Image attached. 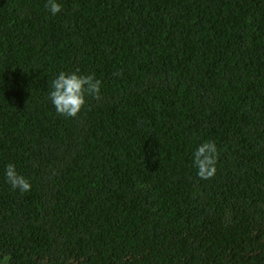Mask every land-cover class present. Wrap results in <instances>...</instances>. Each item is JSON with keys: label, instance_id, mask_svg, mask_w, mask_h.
Masks as SVG:
<instances>
[{"label": "trees", "instance_id": "16d2710c", "mask_svg": "<svg viewBox=\"0 0 264 264\" xmlns=\"http://www.w3.org/2000/svg\"><path fill=\"white\" fill-rule=\"evenodd\" d=\"M59 2L0 0V264H264V0ZM77 69L101 95L65 118Z\"/></svg>", "mask_w": 264, "mask_h": 264}, {"label": "clouds", "instance_id": "9594fccd", "mask_svg": "<svg viewBox=\"0 0 264 264\" xmlns=\"http://www.w3.org/2000/svg\"><path fill=\"white\" fill-rule=\"evenodd\" d=\"M46 7L56 15L62 11L59 0H47ZM49 99L58 115L65 118L78 116L89 102L88 98L99 99L102 81L95 73L82 74L79 69L75 71H60L51 81ZM219 150L213 140H206L199 144L193 153V165L197 169V176L204 180L212 179L217 174ZM5 177L11 187L21 193L31 190V182L20 174L15 164L5 166Z\"/></svg>", "mask_w": 264, "mask_h": 264}]
</instances>
